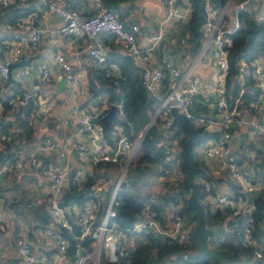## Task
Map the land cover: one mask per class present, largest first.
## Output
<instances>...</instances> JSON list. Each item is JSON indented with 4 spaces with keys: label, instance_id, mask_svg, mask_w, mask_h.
<instances>
[{
    "label": "built area",
    "instance_id": "built-area-1",
    "mask_svg": "<svg viewBox=\"0 0 264 264\" xmlns=\"http://www.w3.org/2000/svg\"><path fill=\"white\" fill-rule=\"evenodd\" d=\"M25 1L0 0V11L10 5L24 4ZM90 1L92 4L91 14L81 17L75 8L67 7L64 0H37L41 9L62 19V24L57 27L33 26L32 23L37 16L34 12L20 17L15 22L13 27H23L28 30V34L26 38L13 34L10 37L13 40L5 41L3 49L5 54L4 57L0 56V92L3 83L7 81L9 76V64L18 62L22 55V44L25 42L29 49L34 50L42 38H54L57 35L82 36L85 40L83 51L85 50L88 55L95 59L105 76H112L115 74L118 65L103 54L108 45L100 40V35L110 34L114 36L134 65L140 68V85L146 92L156 94L161 89L164 79L169 82V89L161 95L160 102L149 120L151 125L156 118H159L161 126V133L155 146L163 152L164 165H157L158 171H161L157 172V177L153 183V193L157 196L147 200L142 216L128 227L121 228L117 222L110 221L115 216V207L120 204L118 192L122 187L121 182L130 180L128 169L137 158L139 144L144 133L140 132L135 141H130L127 136L120 132L121 127L116 126V128L119 127V131L117 129L119 137L114 140V145L110 144L106 138L107 134L102 116L108 112L111 105H115L117 114L121 113L122 102H107L99 98L95 106L84 110L77 119L79 131L87 135L89 140V146H81V152L86 153L88 149L90 150L92 165L109 163L116 169L112 171L113 180L110 177L99 179L90 188L91 192L88 193L106 201L103 217L97 225H94L97 202L92 205L93 201L89 200L87 201L88 204L83 207L77 204L59 206V202L68 190L66 183L68 167L48 157L51 152L59 151L57 141L44 138L32 149L22 147L17 151L9 165L0 166V178L3 171L18 172L25 168H36L38 172L49 178L50 186L54 191L48 206V214L51 220L49 224L41 227V230L46 236L55 235L58 245L57 251L51 256L34 249L29 239L20 233L15 239L20 264H65L68 258L71 260L66 252L69 245L68 239L59 232H55L52 227L59 224L67 231H72L68 216L72 217L78 226L76 238L80 242L75 247L74 260H71L73 264H101V258L109 264H115L121 256L126 254L135 238H142L149 233L161 236L170 244H182L190 248L194 222L185 221L181 213L182 201L171 200L164 205L163 209L153 207V205L158 204L156 202L158 194H175L183 189L185 171L180 155L182 145L172 139V134L176 130L171 113L172 107L195 122L202 131H213L211 138L209 137L206 142L194 147L193 153L197 158L202 156L207 161L213 162L214 165L210 170L212 175L220 174V168H223L232 182V194H223L218 190H209L208 188L206 192L203 191V195L200 197L202 204L207 207L211 214L221 211V215L213 220L212 228H217V232L214 233L210 242L216 247L226 238L231 239L235 245L250 250L249 254L243 253L240 264H264V244L258 241L254 235L255 222L252 215L254 203L252 198L246 197V192L250 190L264 191V177L254 180L239 165V160L232 152L231 143L235 130H242L248 126L247 134L251 141L264 131V124L258 121L259 112L264 110V68L255 65L252 71L255 84L260 88L256 100L245 106L239 104L238 97L233 104H229L225 93V76L229 69L227 48L232 42L229 36L232 31H228L224 27L227 3L222 6L219 5L217 8L210 0H204L203 3L204 19L201 23V30L207 37L205 44H212L211 57L218 72V80L214 85L216 95L214 113L212 115H199L192 110L194 95L199 92L201 83L198 75L186 79L187 75L181 74L174 54L171 52L166 53L161 69L152 70L148 66L152 51L158 48L162 40V33L145 34L135 23L126 26L124 21L108 7L105 0ZM158 1L167 8L168 15L180 14L178 6L174 5L176 0ZM179 1L185 4L186 10H189L187 0ZM260 1L264 4V0ZM10 27V24L0 22L2 39L6 36L7 31L11 30ZM139 36L145 39V46H139ZM185 41V37L180 39L182 43ZM52 59L53 66L58 68V72L54 74L55 77L64 78L69 88H75L80 84L81 78L78 71H72L73 62L71 59L66 58L60 52H54ZM21 72L27 74L26 70ZM52 74L50 67L44 64L38 65L34 79L19 93L10 92L11 95L6 106L13 110L18 106H27L34 99H38L43 94L42 84L43 86L49 84ZM245 76L246 62L241 59L238 64L240 92ZM2 111H0V116ZM42 116L41 112L30 113L28 124L31 125L33 120ZM67 122L68 120H64V123ZM11 138L12 133L3 130L0 124V146ZM66 146L67 144L64 149ZM238 151H245L247 160L252 163H259L264 157V153L258 152L255 147H250L249 142H241ZM60 154L64 156L65 152H60ZM78 170L77 168V172ZM81 170L82 168L79 171ZM83 183V180L80 181L76 185L77 188H80ZM184 191L187 196L188 192ZM162 214L164 218H162ZM259 226L264 231V221ZM85 239H90L86 245H84ZM159 264H188L187 256L184 254L180 259L173 257Z\"/></svg>",
    "mask_w": 264,
    "mask_h": 264
},
{
    "label": "crops",
    "instance_id": "crops-1",
    "mask_svg": "<svg viewBox=\"0 0 264 264\" xmlns=\"http://www.w3.org/2000/svg\"><path fill=\"white\" fill-rule=\"evenodd\" d=\"M105 1L108 7L124 21L126 26L135 23L145 34L162 33V40L158 48L152 51L151 61L148 62V66L152 70L161 69L166 53L171 52L174 54L181 74L187 75L186 79H190L191 76L195 75L200 77L199 92L194 95L192 110L199 115H212L215 111L216 97L214 85L218 80V72L211 57L213 47L212 44H205L207 37L204 33L197 35L189 26L190 12L185 9V4L181 1H175L174 5L178 6L180 14L168 15L167 8L158 0ZM218 1L220 6L227 3L224 27L228 31H233L237 27L238 22L236 14V20H234L231 9L236 8L237 10L241 3L238 6V0H224L222 4L220 0ZM244 1H242V6H245L247 3V8L252 10L255 18L264 14V4L260 0ZM29 3L30 7L33 8L31 12L37 15L32 23L33 26L47 25L57 27L62 24L61 18L41 9L37 0H29ZM64 4L67 7L75 8L81 17L89 16L92 12L90 0H64ZM10 25L11 30L7 31L6 36L3 39L0 36V56L3 57L5 54L3 51L5 40L10 39L13 34H17L21 38H26L28 34L27 29L13 27L15 23ZM182 37L186 38V41L183 43L180 42ZM100 40L108 45L103 54L106 55L107 59L115 61L118 65L115 74H118L123 80L132 79L136 74L139 75V70L133 69L132 65L135 66L134 63L123 51L120 43L114 36L102 34L100 35ZM84 43L85 40L82 36L68 34L57 35L54 38L44 37L34 50L29 49L28 44L24 42L22 44V55L28 63L11 68L9 83L5 86L4 82L0 92V111L3 110L0 116V124L9 128V125L12 123L11 128H15L16 124L13 121V116L9 114V110L4 108L6 100L11 95L10 92L19 93L27 87L34 79L38 65L44 64L51 68L53 74L50 83L44 86L42 84L43 94L29 104L36 112H41L43 116L33 120L30 125V132L26 135L29 139L26 143L24 142V147L32 149L44 138L57 141L59 151L51 152L48 157L68 167L67 185L68 174L70 172L76 170L73 174V184L77 185L80 181H85L86 175L91 173L95 166L91 163L90 150L88 149L86 153L81 152V146L88 147L89 140L87 135L79 131L78 116L84 110L95 106L99 98L107 101L106 97L102 95L92 97L89 92L91 69L100 68V66L96 64L93 57L88 55L85 50L83 51ZM138 44L141 47L145 46L146 42L142 36L138 37ZM54 52H60L73 62L72 71H78L81 78L80 84L75 88H69L64 78L55 77L54 74L58 72V68L53 66L52 54ZM77 57L78 59L76 60ZM254 64L264 68V58H257ZM22 70H26L27 74H23ZM137 85L139 86V84ZM64 120H68V122L64 123ZM258 121L264 124V110L259 112ZM192 124L198 132H202L195 122H192ZM117 129L119 131V127ZM247 132L248 126L242 130L234 131V138L231 140L232 152H234V156L239 160V165L254 180H257L260 177H264V157L259 163H252L247 160L245 151H238V146L241 142H249L250 147H255L258 152L264 153V131L259 133L258 137L252 141L249 139ZM212 133L213 131H210L209 135L204 137L202 142H206L210 136L212 137ZM66 144L67 146L64 149ZM60 152H65V155H61ZM196 159L197 164L195 166L200 167L210 176L197 175L198 181L203 185L205 192L209 188V190H218L223 194L233 193L232 182L223 168H220V174L214 176L210 173L214 165L211 160L207 161L202 156L196 157ZM77 168L79 170L82 168V170H78L77 172ZM113 169L115 167H111L108 170L105 169L107 178L110 177L109 174H113ZM153 183L151 186L152 190L154 188ZM259 193L264 194V191L250 190L246 192V197L251 199ZM53 194L54 191L50 186L49 178L38 172L36 168H25L18 172L3 171L0 178V264H20L15 244V239L20 233L29 239L32 248L43 251L51 256L56 253L58 245L55 235H44L41 228L35 227L34 221L31 220L40 207H44L48 212L49 201ZM156 202L162 205L158 197ZM85 204H88V202L86 201L80 207H83ZM91 204L93 205L95 202L93 201ZM162 218H164L163 214ZM52 227L55 232H58V226ZM159 237L161 238V236ZM65 264L73 263L68 258Z\"/></svg>",
    "mask_w": 264,
    "mask_h": 264
},
{
    "label": "trees",
    "instance_id": "trees-1",
    "mask_svg": "<svg viewBox=\"0 0 264 264\" xmlns=\"http://www.w3.org/2000/svg\"><path fill=\"white\" fill-rule=\"evenodd\" d=\"M28 1L29 0H26L24 4L10 5L1 10L0 22L3 21L7 24H14L20 17L30 13L33 8L30 7L31 5L30 3L28 4ZM242 1L243 0H238L237 5L239 6ZM223 2L224 0H220L221 4ZM203 3L204 0H187V6L190 12L188 24L197 35L202 34L201 23L204 19ZM247 5L246 3L245 6H240L236 10L238 25L229 34L232 42L227 48L229 69L225 76V93L227 101L229 104H233L234 100L239 97V104L245 106H248L251 102L256 100L260 93V88L255 84L253 79L252 71L256 65L254 64L255 60L259 57L264 58V14L255 18L254 13L247 8ZM241 59H244L246 62V76L242 91L240 92L238 64ZM132 67L133 69L139 70V75L136 74L132 79L123 80L118 74L105 76L103 70L100 68H92L93 70L91 69L92 72L89 75V92L92 97L102 95L106 97L109 102H122V112L117 114L116 118H110L108 121V128L111 135H107L106 138L108 142L113 145L114 140L119 137L116 126L121 127L120 132L127 136L130 141H135L138 134L143 132L144 127L154 114L160 102L161 95L169 89V82L167 79H164L158 93L149 94L140 85V68L133 65ZM137 81L139 82L137 83ZM137 84H139V86ZM7 101L8 100H6L5 105ZM5 109L10 111L9 114L13 116L12 118L16 127L11 128L12 123L9 125V128L7 126H2L3 130L12 133V138L0 146V166L9 165L14 159L17 151L24 147V142L26 143L29 139L26 135L30 132L31 127L28 124L29 115L35 111L30 105L18 106L13 110H10L9 107L6 106ZM174 126L176 130L172 134V139L179 145H183L187 136L186 130L183 124L178 120L174 121ZM17 127L18 129L16 130ZM160 133V119L156 118L143 134L139 144L137 158L134 163L129 166L128 174L130 183L123 185L118 192L120 204L115 207V216L110 221L117 222L121 228L128 227L141 217L147 200L157 196L153 193L151 186L157 177V172H161L158 171L157 165H164L163 152L155 146ZM190 161L194 165L197 164V159L193 150L190 152ZM105 169H111V165L109 163H99L95 165L91 173L86 175V179L80 188L74 185V192L80 194V196L77 198L70 197L67 203L69 206L73 204L82 205L89 200L97 202L98 207L95 210L94 225H97L101 221L106 201L103 198L98 199L88 193L91 192L90 188L95 185L97 180L107 177ZM201 188L204 191L203 185H201ZM203 191H201L200 197L203 195ZM158 198L161 200L162 205H153V207L157 209H163V204L171 200H181V213L185 221L188 223L193 221L195 225L197 217L194 214V209L188 205L187 196L183 189L175 194H158ZM252 200L254 203V209L252 211L255 222L254 235L257 237L258 241L264 244V231L261 230L262 228L259 226L261 222L264 221V194L259 193L254 196ZM203 208L206 225L212 227L213 220L221 215V211L211 214L205 205H203ZM31 220L34 221L35 227L41 228L49 224L51 219L45 208L40 207ZM68 221L72 225V231H67V229L59 224L56 225L58 226V232L64 238L68 239L69 245L66 252L69 257H72L75 252V247L80 242L76 238L78 234L77 224L70 216H68ZM193 228L194 226H192V245L190 248L182 244H170L162 237L160 238L156 234L149 233L142 238H135L126 254L121 256L115 264H159L173 257L180 259L184 254L187 256L188 264H208L205 255L197 253L199 240L194 235ZM89 241L90 239H85L84 245L88 244ZM215 249L221 256L228 258L230 264H240L243 253L249 254L250 251L249 249L245 250L235 245L233 241L228 238H226L224 242L219 243ZM100 263L109 264L103 258L100 259ZM216 264H218L217 261Z\"/></svg>",
    "mask_w": 264,
    "mask_h": 264
},
{
    "label": "water",
    "instance_id": "water-1",
    "mask_svg": "<svg viewBox=\"0 0 264 264\" xmlns=\"http://www.w3.org/2000/svg\"><path fill=\"white\" fill-rule=\"evenodd\" d=\"M179 2V0H176ZM214 7H219V1L218 0H210ZM250 1V0H248ZM231 13L234 16V20H236L235 14H236V8L231 9ZM28 62L24 59V56L21 55L20 60L16 63H10L9 64V76L7 81L5 82V86L9 83V80L11 78L10 76V70L14 66H20L27 64ZM171 113L173 115V120L180 121L187 133L186 139L182 145V148L180 150V155L182 157V165L185 171V177L183 182V190H188L189 193L187 195V202L190 207L194 209V214L197 217V222L194 225L193 233L199 240V246L197 249L198 254H209L211 255L218 264H230V261L228 258L221 256L218 251L214 248H210L208 246V237L210 234L216 233L217 228H211L206 225L205 222V212L203 208V204L200 200V193L202 190L201 183L198 182L195 177L197 175H202L205 177H210L204 170H202L200 167L195 166L190 161V152L194 149V147H197L204 137L209 135L210 131H202L198 132L194 125L192 124V121L188 118H186L182 113L178 112L174 107L171 108ZM117 117V111L115 105H111L110 109L107 113H105L102 116V121L105 125V131L107 135H111V132L108 128V121L110 118H116ZM150 126V122L146 124L144 127L143 133L146 132L148 127ZM75 173V170L70 172L68 174V188L69 191L64 195L63 199L59 202V206L63 207L67 205L69 198L74 197L77 198L80 196V194H76L74 192V184H73V174ZM110 178L113 179V174H109ZM130 180H123L121 182V185L129 184ZM227 209V208H226ZM71 260H74V256L71 257Z\"/></svg>",
    "mask_w": 264,
    "mask_h": 264
},
{
    "label": "rangeland",
    "instance_id": "rangeland-1",
    "mask_svg": "<svg viewBox=\"0 0 264 264\" xmlns=\"http://www.w3.org/2000/svg\"><path fill=\"white\" fill-rule=\"evenodd\" d=\"M11 40H13V39H7V40H5L6 42L7 41H11ZM132 160H133V158H132ZM111 167H114V166H112L111 165ZM113 170H116V169H113ZM197 181H198V177L196 176V178H195ZM98 181V180H97ZM199 182V181H198ZM68 192V190L66 191V193ZM188 192V191H187ZM189 193V192H188ZM196 224V223H195ZM212 237H213V234H210L209 235V237H208V246L210 247V248H214L215 249V246L210 242V240L212 239ZM205 257H206V259L208 260V264H216V260H214L213 259V257L211 256V255H209V254H205Z\"/></svg>",
    "mask_w": 264,
    "mask_h": 264
}]
</instances>
